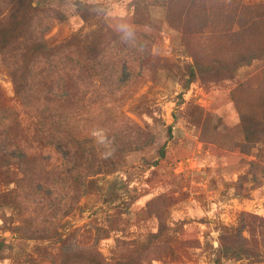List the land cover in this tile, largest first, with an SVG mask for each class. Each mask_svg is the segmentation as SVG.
<instances>
[{"label":"rangeland","instance_id":"obj_1","mask_svg":"<svg viewBox=\"0 0 264 264\" xmlns=\"http://www.w3.org/2000/svg\"><path fill=\"white\" fill-rule=\"evenodd\" d=\"M196 1L0 0V21L22 3L30 22L0 51V159L12 121L28 140L15 151L33 157L28 177L0 167V264L87 248L109 264H264V176L241 183L250 162L264 167V56L230 75L194 72L183 90L193 52H248L238 22L264 49V0ZM34 42L46 50L25 70L19 54ZM65 128L101 164L82 172L75 203ZM155 209L166 231L146 246ZM236 230L261 260L221 256V235Z\"/></svg>","mask_w":264,"mask_h":264},{"label":"trees","instance_id":"obj_2","mask_svg":"<svg viewBox=\"0 0 264 264\" xmlns=\"http://www.w3.org/2000/svg\"><path fill=\"white\" fill-rule=\"evenodd\" d=\"M190 1L200 4V2L196 0ZM238 24L241 27L237 33L240 34L244 42H246L244 43V46L247 48L246 50L248 52L244 54L236 52L235 55L231 57L232 59L225 58L223 54L220 55L218 53H212L211 57H209L208 59H203L198 52H193V70L191 69L189 78L184 82L183 90H186L189 87L190 83L193 80L194 72L200 75H230L233 74L239 67L249 64L251 60L258 59L264 56V49H261V47L251 48L254 39L245 40V37H247V31L244 27H242L240 22H238ZM29 25L30 22L28 9L22 3H19L4 20L0 21V51L10 48L14 43L21 39L25 35V33L28 32ZM45 50L46 49L43 42H34L28 46H25L19 54L21 67L25 70L28 69L34 58ZM19 85L20 81H15V86L18 87ZM243 87L244 85H242L240 89H242ZM231 98H235L234 92L232 93ZM19 125L20 123L12 121L7 129L8 137L6 142L8 145L12 146L13 149L9 151L8 154L2 155L0 159V167L4 168L7 166H12L15 168V171H20L22 175L28 177L30 176V174H32V170L27 167V165L32 161L33 157L26 155L22 151H15L16 148L18 150L17 144H19V142H28L26 136L19 133ZM244 125L248 126V124L246 123H244ZM62 133L69 141L75 152L74 169L68 176V182L72 191L73 203H75L82 185V172L85 174V176L99 174L101 172V164L96 161L97 158L95 152L92 150L87 151L84 145L80 142V131H77V129L74 128H65ZM112 135L113 141H115V143H118L119 137L114 133H112ZM245 138H248V133L246 134ZM163 148L164 147H161L159 150L160 156H163ZM15 171H4L2 173L3 175L9 177L17 175ZM249 171L251 172V179H242L241 183L243 184L246 180L248 182L251 180L253 181V185L251 187H254L256 186V184H258V179L254 177V173L258 171L262 176H264V167L259 166L254 162H250ZM18 179L20 180L22 179V177H19ZM154 212H156V218L158 221L157 230L156 232L148 235L146 246H149L153 241L161 238L166 231V223L163 213H161V211L158 209H155ZM244 217L245 215L241 214L242 220L245 219ZM251 237H253L252 234ZM250 244L251 246H255L256 241L252 239V241L248 242V239L242 236L241 231L236 230L234 232H226L220 237L221 256L234 259L249 257L254 258L256 261L261 260L262 255L250 249ZM4 246V242L0 241V258ZM56 264L109 263H106L104 261V258L98 251L93 250L92 248H87L63 249ZM112 264H136V260L134 258H127L124 261H116Z\"/></svg>","mask_w":264,"mask_h":264},{"label":"clouds","instance_id":"obj_3","mask_svg":"<svg viewBox=\"0 0 264 264\" xmlns=\"http://www.w3.org/2000/svg\"><path fill=\"white\" fill-rule=\"evenodd\" d=\"M92 135L95 137V136H99L100 133L94 131V132L92 133ZM109 154H110V153H106V155H109Z\"/></svg>","mask_w":264,"mask_h":264}]
</instances>
